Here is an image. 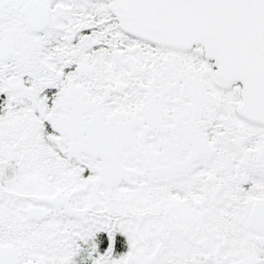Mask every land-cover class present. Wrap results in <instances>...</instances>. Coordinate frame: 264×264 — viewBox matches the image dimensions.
Segmentation results:
<instances>
[{"label":"snow or ice","instance_id":"snow-or-ice-1","mask_svg":"<svg viewBox=\"0 0 264 264\" xmlns=\"http://www.w3.org/2000/svg\"><path fill=\"white\" fill-rule=\"evenodd\" d=\"M0 264H264V0H0Z\"/></svg>","mask_w":264,"mask_h":264}]
</instances>
